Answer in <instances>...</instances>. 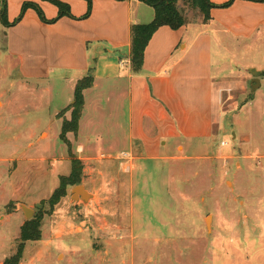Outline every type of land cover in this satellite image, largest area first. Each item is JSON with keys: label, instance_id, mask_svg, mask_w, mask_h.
<instances>
[{"label": "rangeland", "instance_id": "rangeland-1", "mask_svg": "<svg viewBox=\"0 0 264 264\" xmlns=\"http://www.w3.org/2000/svg\"><path fill=\"white\" fill-rule=\"evenodd\" d=\"M6 34L0 20V264L37 216L42 238L25 243L19 264H264V76L255 91L243 83L226 95L211 141L133 168L90 154L80 184L90 198L74 202L70 186L53 208L52 195L71 174L64 161L78 158L61 140L66 119L54 117L67 90L56 78L24 80ZM223 57L231 76H251L244 68L251 64L264 72L259 51L234 63ZM47 129L49 140L29 131Z\"/></svg>", "mask_w": 264, "mask_h": 264}, {"label": "crops", "instance_id": "crops-1", "mask_svg": "<svg viewBox=\"0 0 264 264\" xmlns=\"http://www.w3.org/2000/svg\"><path fill=\"white\" fill-rule=\"evenodd\" d=\"M59 1L70 7L74 18L57 19L58 7L45 0H7L10 23L19 18L25 3L37 4L47 20L57 21L45 23L28 9L19 23L4 27L6 52L24 80L49 85L56 78L66 88L56 118L72 105L77 82L92 70L94 83L84 91L78 131L67 134L79 161L94 154L133 168L135 160L158 163L176 156L169 153L171 148L185 150L186 144L211 141L219 132L226 95L253 80L252 73L226 74L228 57L223 54L238 62L246 60L245 53H264V2L235 0L228 8H214L207 24L158 29L145 50L143 70L136 74L130 60L131 28L152 22V7L138 0H92L90 15L84 18L87 0ZM211 1L222 6L231 0ZM214 57L220 59L215 62ZM252 65L244 68L258 71ZM259 72L262 83L264 72ZM63 117L70 120L71 111ZM18 123L25 125L24 115ZM29 131L32 137H51L49 129ZM64 162L71 173L72 161ZM72 190L70 199L83 202Z\"/></svg>", "mask_w": 264, "mask_h": 264}, {"label": "trees", "instance_id": "trees-1", "mask_svg": "<svg viewBox=\"0 0 264 264\" xmlns=\"http://www.w3.org/2000/svg\"><path fill=\"white\" fill-rule=\"evenodd\" d=\"M54 4L59 9V16L57 19L62 17L72 16L70 7L59 1V0H45ZM89 3V9L84 18H87L91 12V2L92 0H87ZM125 1V0H121ZM152 7L155 11V18L149 24H137L133 25L131 28V51L130 60L132 70L136 74H140L143 70L144 53L145 50L152 39L153 35L158 29L164 26L170 27L172 30H179L180 28L187 26L190 23L201 21L207 24L211 21V12L214 8H228L235 0L229 1L227 4L222 6H216L211 0H138ZM256 2H264V0H250ZM28 9H34L40 19L45 23H55V20H47L43 11L35 3H25L22 8V12L19 18L14 22L10 23L8 21V7L7 0H0V20L4 27L9 28L17 23H19L24 14ZM194 14L190 19L189 14ZM94 83V76L92 70L89 71L88 75L83 79L79 80L75 89L74 101L70 107L64 111H71V119L64 120L61 140L70 146L67 134L77 133L79 128V122L82 116V111L84 108V91L91 88ZM62 113L61 116L64 114ZM82 162L76 159L72 160V172L68 177H62L60 187L54 192L50 200V205L54 208L60 201L66 197L67 188L70 186H78L81 184L82 175ZM41 217L37 216L35 219L28 221L21 229V237L18 244V249L16 254L6 259L3 264H19L25 243L29 241H39L42 238V233L40 230Z\"/></svg>", "mask_w": 264, "mask_h": 264}, {"label": "water", "instance_id": "water-1", "mask_svg": "<svg viewBox=\"0 0 264 264\" xmlns=\"http://www.w3.org/2000/svg\"><path fill=\"white\" fill-rule=\"evenodd\" d=\"M251 73L253 75L251 87H252V90L255 91L256 89L260 88V86H261V83H260L261 72L256 71V70H252ZM72 194H73V197L75 199L78 198V195H82L83 196V203L86 202L90 198V195L88 194V192L86 191V189L82 185L75 186L72 190ZM22 207H23V211L25 213L26 218L27 219L32 218L31 215L34 212L25 206H22Z\"/></svg>", "mask_w": 264, "mask_h": 264}, {"label": "built area", "instance_id": "built-area-1", "mask_svg": "<svg viewBox=\"0 0 264 264\" xmlns=\"http://www.w3.org/2000/svg\"><path fill=\"white\" fill-rule=\"evenodd\" d=\"M221 145H222V147H227V142L224 141L221 143Z\"/></svg>", "mask_w": 264, "mask_h": 264}]
</instances>
